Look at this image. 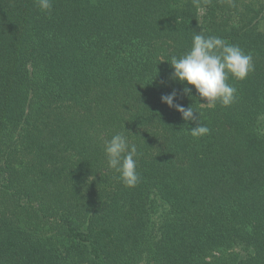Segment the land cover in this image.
Here are the masks:
<instances>
[{
  "label": "trees",
  "instance_id": "trees-1",
  "mask_svg": "<svg viewBox=\"0 0 264 264\" xmlns=\"http://www.w3.org/2000/svg\"><path fill=\"white\" fill-rule=\"evenodd\" d=\"M196 32L252 54L228 107L171 79ZM0 264H264V0H0Z\"/></svg>",
  "mask_w": 264,
  "mask_h": 264
},
{
  "label": "clouds",
  "instance_id": "clouds-1",
  "mask_svg": "<svg viewBox=\"0 0 264 264\" xmlns=\"http://www.w3.org/2000/svg\"><path fill=\"white\" fill-rule=\"evenodd\" d=\"M38 9L43 13H50L53 0H35ZM162 62V61H161ZM169 62V61H168ZM173 69L171 79L183 85L181 92L188 95L196 92L197 96L205 100L209 107H228L236 100L237 89L227 83L229 77L241 81L255 70L251 53H245L237 44L216 37L194 33L191 47L179 58L172 56L169 62ZM192 87H188V86ZM161 103L175 109L185 121H195L197 112L191 107H184L174 101L177 92L161 96ZM194 138L208 135L210 129L205 124L196 121V126L187 130ZM104 153L107 165L118 173V178L127 188L135 187L140 180L137 172V148L130 144L122 133L114 134L105 141Z\"/></svg>",
  "mask_w": 264,
  "mask_h": 264
}]
</instances>
